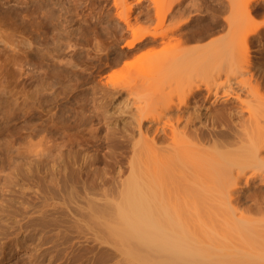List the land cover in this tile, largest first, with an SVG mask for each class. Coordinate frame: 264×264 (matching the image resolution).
Masks as SVG:
<instances>
[{"label":"rangeland","instance_id":"374dc122","mask_svg":"<svg viewBox=\"0 0 264 264\" xmlns=\"http://www.w3.org/2000/svg\"><path fill=\"white\" fill-rule=\"evenodd\" d=\"M1 1H4L6 3H4V2L2 3ZM75 1L73 2V0L72 1L71 0H38V1L37 0H35V1L34 0L33 1L32 0H23V1L22 0L21 1L20 0H16V1L15 0H0V3L3 4V5L0 4V10H3V9L6 10L4 12L0 11L1 13L3 12L2 14L0 13V19L2 18V22H0L1 28H3V27L7 28V25L10 23L6 30L10 29L11 27L13 28V30L10 29L8 31H14L15 36H12V37L15 38V40H17L16 39L17 36H19L21 38H22V36H25L24 35V32H25L26 35L28 34L26 36L28 38L26 39L25 37H23L24 40L30 39L29 38V36H30L31 39L33 38L32 40L31 39L29 40V41H31L30 43L33 44L35 42L34 45H37V46H34L31 44V46L33 47V50H32L33 52L30 51L26 57L24 56V53H23V57H22V55H19V54H21V53H19V54H17V56H18L17 58L15 57L16 54H13L12 51H11L12 54H10V50H8L9 52H7V51L5 52V49L0 48L1 49L0 50V59H2V57H3L2 55H5L4 53H9L11 57H15L14 60L18 59L17 61L18 62L20 61V65H19V63H17L20 67H21V65H23V66L25 65L24 67H22V69L19 66H18L19 69H17L18 68V67H16L17 64H14L16 61L14 62V60L11 57H9V54H8V56L6 54L3 57V63L6 61V59L8 57L9 58L8 60L10 61V63L13 60V64L9 65L8 64L9 62L7 60L8 63H4V65L2 63V65L4 67L2 65H1L2 67H0L1 70H3L2 68H4V70L7 71L8 67L10 66L9 68L12 67V70H14L15 74L17 73V75H15L13 71H12L13 73L12 72L10 73L11 69H8L9 74H7L8 71L5 74V71L3 70V71H1L2 77L0 78V80L4 81V84L7 81L10 82V84H11L10 85L8 82H7V84L9 86L5 84L6 86H8V89H7V87H5L4 84H1V83H3V81L0 82V86L3 85L5 87V90L0 92V99L2 98L0 100L1 101L0 102V115H1V117H0V264H88L87 259L94 254H97V255L101 254L104 256V258H107V257L110 258L109 260L111 261L112 256H114V255L112 253H110V251L103 249V246H105L104 243L103 244L99 243L98 240L93 239L94 236L92 235L91 229H89L84 224L83 220L81 219V214H82L81 212H83V211L71 212V211H67L66 209L62 208L63 204L61 202V199L58 198L57 194H54L53 198H50V199L47 198L45 190H44L45 176L49 172H52V170H54L53 165L56 166V164H58L59 161L65 162L67 164V167L68 166L71 167L72 166L71 163L74 161L76 165L81 166V173L82 174L85 171L89 170L88 172H90V175L102 176L105 180L110 181V182L112 180H114V178L117 176L118 169L120 172L119 174H122V175L125 174L127 171V167H128L126 162H127V159L130 155V151L128 149L131 147V144H130L131 142H128V141H131V139H130L131 136H134L137 134V130H136L137 128H136V123H135L136 113L137 114L139 113L137 111H139V109L142 110V111L140 110L143 114V116L141 118L142 123L140 122V126H142L144 124V126H143V128H144L147 124L148 125L151 124V122H149L150 121V119H149L150 113L149 114H147V113L150 111L152 113V111H154V108L157 107V105H159L158 103L159 102L161 103V100L164 98V95L167 93H169V94L172 93L173 95L176 96L175 91L178 92L177 90H179L181 86L185 87V86L189 85L188 84V82H190L189 79L190 80L192 79V77H190V78L188 77L189 79L186 82L187 76L191 72L190 69H189L190 72L187 69H186L187 71H185V69L182 70V68H181V70L180 69L179 70L174 69L172 71L167 70V68L170 67L168 65L172 66V64L174 65L176 63V61L173 60L172 62H175V63L171 64V62H170V64H169L168 63L169 59L167 58L166 61H168V62H167L166 67L163 65L166 63V61H165V59H163L162 56H164L166 54L165 58L167 57V52L164 51L163 49L161 50L162 46L165 45L163 43H165V42L167 43L170 38L173 39L175 36L178 35V33H180V34L177 37H180L182 39L187 37V35H191V34L195 33L196 26L198 29L201 25H203V24L205 25L211 19L209 16L205 15V17L200 18V20H198L195 18L196 15L200 16L202 13L206 14L210 10V8H214V6H213L214 1L213 0H179L178 4H176L177 0H173V1L172 0H158L159 2L155 1V0H153V1L152 0H80L81 1L80 2L79 0H77L79 3L75 2ZM171 1H172V3H171L172 6L170 7V9H172V10H171L170 14H168V16L163 19V21H162L163 24L161 23L160 24L161 26H159L157 24H156L157 26H155V25L153 26L154 23H157L155 11L157 10V12H158V9L161 8L162 5L164 7V5H167ZM206 1L207 2L209 1L208 4ZM212 1H213V3H212ZM257 1H258V3H257ZM257 1L249 0V2L251 4L249 3V7H247V9L250 8L251 10L249 9L250 11L248 13L246 11V9H244L245 6L243 5L242 0H235L236 5L238 4V2H240V3L242 2L241 4L243 7V10L246 11L249 15L247 14L245 16L244 12L241 13L240 8H242V7H240L239 8L240 10L238 12L236 11V13H238V14H236V17H235L236 19H235V22H234V25L232 27V31L230 32V34H231V39H232L233 51H236L235 53H237L238 49L239 50L242 49L240 47H242L241 44H243V42H242L243 41V38H242L243 33L244 34L247 33V31L251 30V27L254 28V30H256V31H260V32H257V34L252 32V33H254L255 36H253L252 42L248 41V43H247L248 44L247 51L251 57L250 59H251L252 64H253L252 66H250V69L252 71L251 72L252 77H254L253 73H256L254 78H257V76H258L257 79L260 80L261 76H259L260 74H259L257 69L259 68V66H260V68L263 66L262 69L264 70V34H263L264 28H262V27H264V25H263L264 24V5H263L264 0L263 1L257 0ZM21 2L22 3L24 2V3L21 4ZM32 2L34 3V5ZM52 2H54V4ZM205 2H206V4H205ZM259 2H261L262 5H260L261 3H259ZM7 3H9V4L7 5ZM26 3H27V5H26ZM153 3L157 4V5L159 4L158 5L159 8H158V6L155 7V5ZM4 4H5V6H4ZM39 4H40V6H39ZM49 4H51V5H49ZM198 4L199 5L201 4L200 7ZM241 4H239V5L241 6ZM255 4H257L258 6H255ZM6 6H8V7H6ZM14 6L17 7L18 9L14 8ZM18 6L19 7L21 6V8H19ZM30 6H31V8H30ZM49 6H51V7H49ZM201 6L202 7L205 6V8H202ZM208 6L210 8H208ZM27 7H28V9H27ZM38 7H40L41 10H43V11H41L40 8H38ZM45 7L46 8L49 7L48 9L50 10V12L49 11L47 12V10L44 9ZM238 7L236 10H238ZM50 8L51 9L55 8V9L51 10ZM9 9H10V11H9ZM31 9L34 11L35 15L32 13ZM182 9H185L183 15L182 14L175 15V17H173V19H171L169 22V19H170L169 17L171 15H173L174 12L182 10ZM252 9H254V10H252ZM21 10L22 11L25 10V12L22 13ZM35 10H36V12H35ZM196 10H198V11H196ZM7 11L10 12L11 14L7 13ZM27 11H28V13H27ZM40 11L42 13L44 12L43 14H45L44 16H42L43 14H41L40 15V17L42 16L41 18L39 17V14L41 13ZM53 11L57 12L58 14L54 12L55 13V15H54ZM17 12H19V13H17ZM5 13H7V14H5ZM26 13H27V16H28V14L30 15L29 16L30 19L26 16ZM48 13H49V16H48ZM22 14H23V17H22ZM7 15L9 18H6ZM9 15L12 17H10ZM187 15L188 16L191 15L190 17L194 16V18L188 23L189 25L186 24L187 25V26L185 25L186 27H182V28L178 29L177 31H174V30L173 31H167L171 25L176 23V22L173 23L174 21H172V20L176 19L178 21L179 19H183ZM228 15H229V11H228V8H226L225 11L223 12L222 16L225 17ZM16 16L17 17L19 16L18 19H16L17 21L14 19V18H17ZM24 16H26V19L24 18ZM35 16L41 22L40 24L38 23L39 22L38 19H35ZM46 16L48 18L50 17L52 19H50V18L48 19ZM56 16H57V18L54 19ZM81 17H82V19H81ZM125 17H127L129 22L131 23L132 27H134V28L135 27H140V28L145 27L146 29L149 30V31H147V33L145 34V36L142 40L135 41L132 45H128V42L132 38L131 37L132 32H131V29L125 27L126 26L124 23ZM22 19H23V21H22ZM27 19H28V21H27ZM53 19L55 22L53 21ZM3 20H5L6 22ZM29 20L30 21L33 20V21L30 22ZM44 20H46L47 23H46V21L43 22ZM50 20H51V23L49 22ZM193 20H195V21H193ZM196 20H198L199 23ZM15 21L18 23V25ZM25 21H27L29 24ZM36 21H38V22H36ZM62 21L64 22V24ZM4 22L6 23V26H5V24L3 25ZM20 22H24L25 24H23V23L20 24ZM32 22L37 23L35 25L33 24V26H35V27H39V25L41 26V28L39 27V30H37L38 28H36V30H37V31L35 30L36 33L32 31V28H33V30L35 28L32 26ZM14 23L16 24L15 27L13 26ZM195 23H197L198 25ZM44 24H45V26H44ZM53 24H54V26H53ZM55 24H57V25H55ZM225 24H223L222 27L220 26V28L217 27V29L216 28L213 29L212 31H210L211 33L208 32V34L206 33L205 35H203L205 38L202 37L200 39H193L194 41L190 40V41H193V42H191L192 44H190V42L187 41L188 43H186L184 45V43L186 41H184V43L182 42L183 43L182 46L183 47L186 46V48H187V46H188L187 44H189V45H191V47L188 46L189 49H187V50H190L191 48L197 47L198 44L199 45L204 44V43L208 42L209 40L216 38V36L217 37L218 36L224 37L225 36L224 34H226L228 31L227 24H226V26H225ZM27 25L30 28L32 27L31 30L27 29L28 28ZM29 25H31V26H29ZM60 25H63V27ZM24 26L26 27V29ZM51 26H53V28H51ZM19 27H21V28H19ZM44 27H46L48 29H46ZM58 27L60 28L61 31H59ZM96 27H97V30H96ZM15 28H18V30ZM23 28L25 29L24 31H22ZM49 28H50V30H49ZM87 28H88V30H87ZM41 29H43V30H41ZM81 29H83V30H81ZM192 29L194 31H191ZM247 29H249V30H247ZM1 30L5 31V29L4 30L1 29ZM44 30H47V31H44ZM254 30H251V31H254ZM43 31H44V35H42ZM53 31H54V33H52ZM88 31L89 32L93 31L94 34H92L93 32L89 33ZM164 31H167L165 34L166 36L164 37V35H162V37H161L160 32H164ZM16 32H19V34L22 33L23 35L22 34H21L22 36L17 35L18 33H16ZM38 32H39V34H41V36L38 34ZM50 32H51V34H53L52 36H50V34H49ZM60 32L62 34H60ZM170 32L171 33L173 32V33L169 34L170 36H168V33H170ZM32 33H34V34L32 35ZM63 33H65V34H63ZM76 33H77V36L74 35ZM82 33H84V34L81 35ZM154 33H156V34H154ZM90 34L93 36L95 35V37L93 38ZM260 34L262 35L263 40L259 41L257 37ZM35 35H37L40 39H42V43H43L42 46H44L46 43L45 47L47 49L45 47L43 49V47L40 46V44H42V43H40L41 40ZM80 35H81V37H80ZM86 35H88V40L91 38L89 41H87ZM184 35H185V37H184ZM256 35H258V36H256ZM42 36H44V37L46 36V37L43 38ZM47 36H48V38H47ZM72 36H73V38H71L70 40L72 41L71 44L73 46L68 42L69 37H72ZM83 36H85V37H83ZM19 37H18V40L23 39V38L19 39ZM51 37L56 41H54ZM211 37H213V38H211ZM59 38L61 40H66V38H67L68 41L67 40L63 41L64 43L61 44L62 42ZM75 38L77 41H79L81 38H85L86 40H83L84 42L80 40L79 43H76L77 41L75 40ZM43 39L45 41H43ZM73 39L75 41H73ZM46 40L47 41L51 40V41L47 42ZM57 40H58V42H57ZM199 40H200V42H199ZM51 42H52V44H51ZM66 42L69 43V45H71V46H69ZM73 42L76 43L78 47L76 46V44H73ZM171 42H174V40ZM65 43L71 48H69L68 46L64 47V46H66ZM81 44H82V46H81ZM48 45H50V46H48ZM74 45H75V47H74ZM96 45H98V46H96ZM182 46L180 49H183ZM34 47H35V49H34ZM62 47H64V48L61 49ZM73 47L76 48V50ZM92 47H93V49H92ZM38 48H40V49H38ZM58 48H60V49H58ZM78 48H80V49H78ZM25 49L27 50V48H25ZM51 49L53 50V53L46 54V52L48 53L49 50H50L49 52H51L52 51ZM95 49H96V51H95ZM98 49H100V50H98ZM38 50L40 52H37ZM44 50H45V52H44ZM83 50H85V51H83ZM97 50L100 51V53L97 52ZM56 51H59V52H56ZM90 51H91V53H92V51H94L93 55H95V56L90 54L89 53ZM159 51L164 52L165 54L159 53ZM184 51H185V49H184ZM61 52H62V54H61ZM66 52H68V53H66ZM85 52L87 53V57L85 55ZM95 52H97L96 54H98L100 56L101 60H100L99 56H97L95 54ZM157 52H158V54H162V56L158 55V54L154 55V53H157ZM168 52H170V51L168 50ZM180 52H183V51H180ZM40 53H41V55H40ZM54 53H56V54H54ZM58 53H60V54H58ZM104 53L106 54V56ZM176 53H179V51L174 52L172 54H176ZM45 54L48 56H46ZM52 54H54V55H52ZM82 54L85 56H83ZM103 54H104V57H103ZM12 55H14V56H12ZM50 55H52V57ZM64 55H65V57L66 56L67 57L65 58ZM231 55H233V53ZM44 56L46 57L47 61H46ZM233 56H235V54ZM237 56H239V55H237ZM20 57H22V58H20ZM50 57H51V59H53V58L54 59L51 61ZM56 57L60 58V59L62 57V59H61L62 61L59 59H58L59 60L58 61ZM220 57H221V55H220ZM228 57L226 59H228ZM10 58H11V60H10ZM23 58H26V59H23ZM40 58H42V59H40ZM63 58H64V60H63ZM81 58L85 59L86 63H88V64L84 63L85 60H83L84 61L83 64L82 63L79 64V61L82 62ZM218 58H217V60H218ZM233 58H232V60H233ZM34 59H38V60H34ZM72 59H74V60H72ZM105 59H106V61H104ZM110 59H111V61H109ZM206 59H208V58H206ZM206 59L204 60L205 62L208 61ZM22 60H24V61H22ZM95 60L99 61V62L97 61L98 64L96 63ZM176 60L178 61L177 58H176ZM170 61H171V59H170ZM257 61L260 63H258ZM1 62H2V60H1ZM100 62H102V63L104 62V63H106V65H103ZM213 62H215V61H213ZM221 62L223 63L222 59L220 60V62L217 61V63H219V64H216V66L220 65L223 67L224 65H222ZM253 62L258 63L259 65L258 64L256 65V63H253ZM32 63H33V65H32ZM51 63H55V65L51 64ZM89 63H92V64L95 63V64L89 65ZM112 63H114V64H112ZM201 63H203V62H200L199 65H201ZM38 64H39V66H38ZM47 64H48V66H47ZM236 64L238 65V63H236ZM14 65H15V69L13 68ZM52 65H54V66H52ZM88 65L90 66L91 69H93L96 65V67L92 70L93 72L91 71L90 68L86 70V68L89 67ZM235 65H234V67H235ZM254 65H256V66H254ZM60 66H61V69H59ZM63 66L64 67L66 66V67L63 68ZM83 66L85 67L84 70H86V71L83 70V68H84ZM99 66H100V69H99ZM104 66H105V68H104ZM211 66H212V64H211ZM40 67H41V72H42V70H47L49 72L50 68L52 67L51 68L52 73H50L51 71L49 73L53 74V75H50L48 72H46L45 73L46 76L43 75V79L42 78L40 79L39 74H41L40 75L41 77L43 74V72L41 73L39 70ZM194 67H196V66L194 65ZM205 67H207V66H205ZM97 68H98V70H96ZM102 68H103V70H102ZM232 68L233 67H231V69ZM24 69H25V71H24ZM66 69H68V70H66ZM194 69H197V68H194ZM214 69L215 68H213V71H214ZM216 69L218 70V68H216ZM226 69H225V75H226V72L228 70H230V69H228L226 71ZM37 70L39 73L37 72ZM53 70H54V72H53ZM56 70L58 72H56ZM197 70H199V69H197ZM18 71H20V72L18 73ZM27 71L28 72L31 71V72L28 73ZM88 71L90 73H88ZM202 71H205V69H203ZM206 71H205V73H206ZM219 71L220 70H218V72H215V71L214 72L219 73V75H218L219 78L224 77L223 82L225 81V79L228 80L227 79L228 77H232L231 82H235V81H232V79L236 80L235 77H237V76H240V77H237L238 79L241 78V75L237 74L238 72L237 73L234 72V74H236L235 76L232 75L233 73L231 74V72H230V76H227V75L222 76L221 71L220 72ZM230 71H232V70H230ZM235 71H238V69ZM33 72L35 74H37L38 77L35 74H33ZM27 73H28L29 77H27ZM65 73L68 74L67 75L68 77L65 75ZM196 73L200 74V76H202V77L199 78L198 77L199 75ZM196 73L193 74V81H191V82L195 81L198 83V81H199V82L204 83V80L206 79L204 77L205 74H203L204 72L200 73L198 71ZM215 73H213V74L215 75ZM13 74H14V76H13ZM58 74H61V75L57 76ZM87 74H88V77L91 75L92 78L91 77L87 78L86 77ZM213 74H212V76H214ZM8 75H10L9 77H10L11 81L8 80ZM48 75L50 76V78L53 76L52 78H54V79L50 80ZM148 75H151V76H149V78H147L146 76H148ZM194 75H196L197 77H195ZM228 75H229V73H228ZM12 76L14 78H16L15 76H17V78L14 79ZM84 76H85V78H84ZM143 76H145V77H143ZM209 76H211V75L209 74ZM218 76H217V78L216 77H214V78L208 77L206 81L208 82L210 78H211L210 80H214V79L216 80V79H218ZM11 77L14 79V81ZM225 77H227V78H225ZM242 77H244V76H242ZM36 78H37V83L35 84L36 81H34V80H36ZM38 78L41 81L42 80L43 81L41 82ZM44 78L45 79L48 78L49 80L48 79L47 80L49 82H51V84L49 82L45 81ZM202 78H205V79H202ZM104 79H106V81ZM238 79H237V81H238ZM85 80H87V81H85ZM108 80L109 81L111 80L112 83L106 84V82H108ZM218 80H220V79H218ZM15 81L16 82L19 81L18 84H16ZM32 81H34V82H32ZM74 81H75V83H74ZM14 82H15V85H14ZM39 82H41V84H43L42 86H44L45 83L46 84L48 83V86L45 84L46 87L44 86L41 88V87H39L41 85ZM191 82H190V84H193ZM30 83H32L33 85H31ZM114 83H116L117 86H115ZM111 84H114V85L110 86ZM130 85L133 86L134 89L130 88L131 87ZM32 86H33V88H32ZM127 86L129 88H127ZM9 87L10 88L13 87L12 90H10ZM106 87H107V89H106ZM113 87H114V89H113ZM184 87H183V89H184ZM108 88H112L113 90L112 89L110 90ZM34 89H37V90H34ZM129 89H131L130 93H129ZM132 89L134 90L133 92H132ZM58 90L61 93H59ZM61 90H63V91H61ZM5 91H7V92H5ZM9 91H11V92H9ZM15 91L17 94L15 93L16 95L14 94L15 95V97H14L11 94L14 93ZM30 91L33 92L34 94L31 93V95H29L30 93H28V92H30ZM3 92L8 93V94H4ZM56 92L61 94V95L60 96H58L59 94L55 95V94H57ZM26 93H27V95H29V97L26 95ZM40 93H41V95H40ZM1 94L2 95L4 94V95L2 96ZM21 94H22V96H25V95L26 96L25 97H21V96L18 97ZM32 95H33L34 101L31 100ZM62 96H63V98H62ZM64 96H66L67 99ZM11 98H12V100H11ZM15 98H17V100ZM24 98H26V100H24ZM166 98H167V96H166ZM43 99H44V101H43ZM19 100H20V102H18ZM36 100L38 101V103ZM40 100H41V102H40ZM57 100L60 101L61 103L62 102L64 103V108H63L62 113H59L58 115H56V118L58 116L57 120L59 122H57L56 119L53 118L52 114H51L52 112L56 111V107H57L56 104L58 103ZM5 101H6V103H5ZM52 101H54V103L55 102L56 103L54 104ZM15 102H16V104H15ZM50 103H52V104H50ZM66 103H67V105H66ZM83 103L87 106H84V107L81 106L82 108H80V104L83 105ZM40 104H41V106H40ZM27 105H28V107H27ZM30 105H32L31 108H30ZM4 106L7 108H5ZM22 106H23V108H24V106H26L24 109H26V108L31 109V110L33 109L32 110L33 113L31 110H30L31 112L28 111V109L26 111L24 110L25 111L24 112ZM33 106H35V108H32ZM18 107L20 110L22 108V110L17 112ZM54 108H55V110H52ZM85 108H87L86 111H85ZM47 109H48V111H47ZM49 109L52 112L51 111L49 112ZM70 109H73V110L70 111ZM79 109L81 110V112ZM191 109L192 108H189V111ZM155 110L157 111L156 108H155ZM65 111H68V112H65ZM77 111H79V113ZM7 112H9V114L11 113L10 117H9V114L6 115ZM70 112H72V113H70ZM22 113H23V115H22ZM73 113H74L75 117L73 116ZM80 113L82 115H80ZM29 114H31V115H29ZM69 114H70V116H68ZM146 114L149 116H147ZM2 115H4V116H2ZM77 115H80V116H77ZM144 115H146V116L144 117ZM4 117H7V118H4ZM47 117H49L51 120H53V121L55 120V121L54 122L51 120L49 121V118H47ZM68 117H70V118H68ZM84 117H86V119H84ZM76 118L78 120H76ZM61 119L62 120L64 119L63 121L66 123H64V122L62 123ZM81 121H82V123H80ZM44 123H46L48 125L50 123L51 126L49 127L48 125H45ZM53 128H54V131H53ZM48 129L49 130L51 129L50 132ZM51 135H53V136H51ZM118 136H119V139H117ZM120 136H121V138H120ZM124 136H126L125 137L126 139L123 138V139H125V141L122 140V137H124ZM135 137H137V136H134L131 138L134 139ZM44 140H46V141H44ZM52 140H54V142ZM55 140H56V142L57 141L58 142L55 143ZM47 141H50V142H47ZM122 141H124V142H122ZM125 142H127V143H125ZM45 143H50V145L53 143L52 145H54V146L48 148V147H45V145H46ZM60 143H62V144H60ZM121 145H123V147ZM69 147H70V150L67 152L66 150ZM119 150H120V152H119ZM126 152H127V155H126ZM261 198H264V184H262L258 180L254 181V182H247V183H244L243 180H240L238 184H234L232 186V192L230 193V196L228 198V199H230V201H229L230 203H226V207L223 208L222 203H220L218 200H216V201L212 200L213 203H211V199L206 200L207 202L210 201L209 203H211L210 208L207 205L208 203H206L207 208H208L207 210L210 209L209 212L211 211L210 213L205 211L207 214L211 215V221L208 218L210 216L206 217V219H205V220L209 219V222H210V224H206V222H204L206 227L204 225H202V227H201L200 222L203 224L202 220H204V219H202L203 214L201 212L200 218L202 220L199 221L200 215H199V213H197L198 209L196 210L193 207L191 209L193 212L191 210L190 211L192 213H194V215L192 216L190 213L189 218L192 217V220L197 222L196 225H194V226L198 225L199 226V227L197 226L198 228H203V226H204V229L212 232V233L209 232L210 233L209 236H211V237L207 236L205 238V239H207L209 237V239H207V241H209L210 243L215 244V245L216 244L224 245L225 249L232 250V251H234V250H246V251L252 250L253 251L256 248L263 247V246L258 242H255V243L248 242L247 239L251 235H254L252 238H255V236L257 234H259L258 236H260V237L261 236L264 237V214H258L256 212H255L256 214H254L253 211H251L250 215L253 213L252 215L255 216L256 221L253 222L255 224H252L253 226L251 225L250 229L249 228H247V229L246 228H243V229L237 228L236 225H234V222L232 221V219L230 218V220H229L228 217H230L229 215L232 213V211L235 210V209H233V207L236 208V210H238V208L240 209L243 206H244L243 208H245V206H247V205H248L247 207L254 206L255 203ZM199 205H201V204H199ZM206 205H204V206H206ZM204 206L202 207V205H201L200 207L203 209ZM218 206H221V207H218ZM196 208H198V207H196ZM224 209L225 210L228 209V210L225 211ZM204 210H206V209H204ZM207 214L203 215V216H207ZM248 215H249V213H248ZM194 216H195V219H197V221L193 219ZM208 225L209 226L211 225V228L208 227ZM39 230H42L43 237L40 241L37 242L35 239V234ZM258 236H256V237H258ZM261 238L258 237V240L260 239V242L262 241V243L264 244V238H262V239ZM256 251H257V249H256ZM110 263H112V261ZM131 263L132 262H130V263H128L127 261L125 262V264H131ZM97 264H99V263H97Z\"/></svg>","mask_w":264,"mask_h":264},{"label":"bare ground","instance_id":"6f19581e","mask_svg":"<svg viewBox=\"0 0 264 264\" xmlns=\"http://www.w3.org/2000/svg\"><path fill=\"white\" fill-rule=\"evenodd\" d=\"M74 1L75 0H73V2ZM155 1H158V0H155ZM172 1L170 3H168L167 5H164V7L162 5L161 8H159V6H158L159 4L157 5V4L153 3L155 5V7L158 6V8H159L158 12H157V10L155 11L157 23H154L153 26L154 25L155 26H157V25L161 26L160 24L162 23L163 19L166 18L172 10V9H170V7L172 6L171 5ZM213 1H214V4H213L214 8H210L209 7L211 5L210 4L208 6V8H210V10L206 14L202 13L200 16L196 15V17H195L196 19L200 20V18L205 17V15L209 16L211 19L208 23L205 22L206 23L205 25L204 24L201 26L199 25L200 27L198 26L199 27L198 29L196 26L197 30L195 29V33H193L191 35H187V37H185L186 34L184 33L185 34L184 39L177 37L180 34V33H178V35L175 36L176 38L172 37L173 39L170 38L171 40L169 39L167 43L166 42L163 43L165 45L162 46L161 50L163 49L164 51L167 52L166 58H165L166 54L164 52H160L161 50L159 51V53L165 54L164 56H162V54H158V52L154 53V55L155 54L161 55L163 57V59H165V61L167 60V58L169 59L168 60L169 62L166 61V63L163 64L165 67L167 65V62L169 64L171 62V64H172V63H175V62H172L173 60L176 61L177 64L176 63L174 65L172 64V66L168 65V66H170L167 68V70H169V71H172L174 69L175 70L176 69L181 70V68H182V70L185 69V71H187V70L189 71V69H190L191 72L189 71L190 73L187 76L186 82L190 77H192V79L191 80L189 79V81L190 82L193 81V74L198 72V71L200 73L204 72L203 74H205L204 77L206 79L202 78V79H205L204 83L199 82V81L197 83L194 81V82H191L193 84H190V82H188L189 85H187L185 87L183 86L184 89L181 86L182 88L180 87V89L177 90L179 93L175 91L176 96L173 95L172 93H170L171 95L169 93L165 94L164 95L165 99L163 98L164 100L162 99L163 101L161 100V103L160 102L158 103L159 104V105H157L158 108L155 107L157 109V111L154 108V111H152V113H151V111L147 113V114L150 113L149 114L150 116L146 114L147 116L150 117L149 122H151V124L148 125L146 123L147 125L145 124L146 126L144 128H143L144 124L142 126H140V122L142 121L141 118L143 116V114L141 112L142 110L139 109V111H137L140 113V114L136 113V117H135L137 134L134 136H137V137H135L136 139L135 138L133 139L131 137H134V136H131L130 137L131 141H128V142H131L130 143L131 147L128 149L130 151V155L128 154L129 157H128L127 162H126V164L128 165V167L126 166L127 167L126 173L123 175L119 174L120 172L118 169L117 176L114 178V180H112L110 182V181L105 180L102 176L90 175V172H88L89 170L85 171L82 174L81 173V166L76 165L74 161L71 163V165H72L71 167L70 166L67 167V164L65 162L59 161L58 164H56V166L53 165L54 170H52V172H49L45 176L44 190H45L47 198H49V199L53 198L54 194H57L58 198L61 199V202L63 204L62 205L63 207L61 206L62 208L66 209L67 211H71V212L83 211V212H81L82 213L81 219L83 220L84 224L89 229H91L92 235L94 236L93 239L98 240L99 243H102V244L104 243L105 246H103V249L110 251V253H112L114 255V256H112L113 260L111 259L112 263H110L111 262L109 260L110 258H108V257L104 258V256L101 254H99V255L94 254L87 259L88 264H97V263H99V264H125L126 261L128 263L132 262L133 264H264V244L262 243V241L260 242V239L258 240V237L259 238L262 237V236L261 237L258 236L259 234L256 235L258 237L255 236V238H252L254 235H251L247 239L248 242H251V243L258 242L263 246V247L256 248L257 251H256V249L253 251L252 250L251 251H246V250H234V251H232V250L225 249L224 245H221V244L215 245V244H212L209 241H207V239H209V237H211L209 235L212 232L204 229V226L206 227L204 222H206V224H210L209 219L211 221V215L207 214L205 211L209 212L210 209L207 210L208 209L207 205L210 208L211 203H213L212 200H215V201L218 200L220 203H222L223 208H224V207H226V203H230L229 202L230 199H228V198L230 196V193L232 192V186L234 184H238L240 180H243L244 183L254 182V181L258 180L262 184H264V70L262 69L263 66L261 68L259 66V68L257 69L259 74H260L259 76H261L260 80L257 79L258 76H257V78H254L256 73H253L254 77H252V73H251L252 71L250 69V66H252L253 64H252V61L250 59L251 57L247 51L248 41L252 42V38H253V36H255L254 33L257 34V32H260V31H256L252 27H251V30H254V31L249 30L250 28L247 29L250 32L247 31V33H245V34L243 33V35H242L243 44H241L242 47H240L242 49H240V50L238 49L237 50L238 52L235 53L236 51H233V47H232V39H231L230 32L232 31V27H233L235 19H236L235 18L236 14H238V13H236V11L238 12L241 9V13L244 12V15L246 16L249 13V11L251 10L250 8H249L250 10L247 9V7H249L250 2H249V0H242L243 5L245 6L244 9H246V11L248 12L247 13L246 11L243 10L242 4H241L242 2L241 3L238 2V4L236 5L235 0H213ZM213 1H212V3H213ZM254 1H257V0H254ZM259 1H261V0H259ZM1 2L3 3L4 1H1ZM75 2L79 3L77 0ZM206 2H205V4H206ZM208 2H207V4H208ZM2 3H0V4H2ZM4 3H6V2H4ZM23 3L21 2V4H23ZM27 3H26V5H27ZM52 3L54 4V2H52ZM178 3H179V0H177L176 4H178ZM257 3H258V1H257ZM259 3H261V2H259ZM8 4L9 3H7V5ZM40 4H39V6H40ZM51 4H49V5H51ZM239 4H241V6ZM33 5H34V3H33ZM200 5H199V7H200ZM260 5H262V3ZM4 6H5V4H4ZM255 6H258V5L255 4ZM6 7H8V6H6ZM49 7H51V6H49ZM237 7H238V10H236ZM240 7H242V8H240ZM14 8H17V7L14 6ZM19 8H21V6ZM30 8H31V6H30ZM38 8H40V7H38ZM48 8L45 7L44 9H46L47 12L48 11L50 12V10ZM55 8H52V9H55ZM202 8H205V6ZM226 8H228L229 15L224 17V16H222V14ZM27 9H28V7H27ZM40 10H41V8H40ZM252 10H254V9H252ZM0 11L4 12L6 10L3 9ZM9 11H10V9H9ZM41 11H43V10H41ZM184 11H185V9L174 12V14L169 17L170 18L169 22L171 19H173V17H175V15H180V14L183 15ZM196 11H198V10H196ZM23 12H25V10L22 11V13ZM35 12H36V10H35ZM54 12L55 11H53V13ZM7 13H10V12L7 11ZM7 13H5V14H7ZM17 13H19V12H17ZM27 13H28V11H27ZM27 13H26V16H27ZM32 13L34 14L33 10H32ZM43 13L41 12L39 14V17ZM55 13H57V12H55ZM55 13H54V15H55ZM44 15L45 14H43L42 16H44ZM188 15L186 17H184L183 19H179L178 21L176 19H175L176 21L172 20V21H174L173 23H175V22L176 23L173 25L170 24L171 26L168 28L167 31H173V30L177 31L178 29H180L182 27H186L187 26L186 24H188L194 18V16L190 17L191 15L190 16H188ZM26 16H24L25 19H26ZM29 16L30 15L28 14L27 17L30 19ZM48 16H49V13H48ZM10 17H12V16H10ZM18 17L17 18L13 17V18L16 20V19H18ZM22 17H23V14H22ZM6 18H9L8 15L6 16ZM56 18H57V16L54 19H56ZM35 19H38V18H36V16H35ZM50 19H52V18H50ZM54 19H53V21H54ZM81 19H82V17H81ZM198 20H196V21H198ZM3 21H5V20H3ZM22 21H23V19H22ZM27 21H28V19H27ZM27 21H25V22H27ZM31 21H33V20H31ZM38 21H39V19H38ZM38 21H36V22H38ZM45 21L46 20H44L43 22H45ZM193 21H195V20H193ZM0 22H2V18L0 19ZM5 22L3 23V25L5 24V26H6ZM49 22L51 23V20ZM21 23L25 24L24 22H20V24ZM38 23L40 24L41 22L39 21ZM46 23H47V21H46ZM124 23L126 25L125 27L131 29V32H132V35H131L132 38L128 42V45H132L135 41L142 40L144 38L145 34L147 33V31H149L145 27H143V28L132 27V25L129 22V20L127 19V17L124 18ZM198 23H199V21H198ZM225 23L227 24L228 31L226 33L227 35L224 34L225 35L224 37H221V36L217 37L216 36V38H214V39H211V38H213V37H211L210 38L211 40H209L208 42H206L204 44H200V45L198 44L197 47L191 48L190 50H187V49H189L188 46L191 47V45L187 44L188 45L187 48H186V46L185 47L182 46L184 41H186L184 43V45L186 43H188L187 41H189L190 44H192L191 42L194 41L193 39H200V38L204 37L203 35H205L206 33L208 34V32L212 31L215 28L217 29V27L218 28H220V26L222 27L223 24H225ZM33 24L35 25L37 23L32 22V26H33ZM63 24H64V22H63ZM195 24H197V23H195ZM226 24H225V26H226ZM8 25H7V28H8ZM15 25L16 24L14 23L13 26L15 27ZM17 25H18V23H17ZM55 25H57V24H55ZM29 26H31V25H29ZM44 26H45V24H44ZM53 26H54V24H53ZM53 26H51V28H53ZM60 26L63 27V25H60ZM27 27H28V25H27ZM33 27H35V26H33ZM39 27L41 28L40 25H39ZM39 27H35L34 30L32 27L31 28H32V31L36 33V31L39 30ZM59 27H58V29H59V31H61ZM7 28L6 27L1 28V26H0V46H1L0 48L5 49V52L6 51L9 52L8 50H10V54H12V53L16 54V56H15L16 58L18 57L17 54H19V53H21L19 55H22V57H23V53H24V56L26 57L29 54V52L33 50V47L31 46L32 43H30L31 41H29L31 39V37L29 36L30 39L26 40L28 38V37H26L28 34L26 35V33L24 32L25 36H22L23 35L22 33L19 34V32H16V33H18L17 35L22 34L21 35L22 38L25 37L26 39L24 40V38L22 39L21 37L16 35L17 40H15V38L12 37V36H15L14 31H8L10 29L13 30V28L11 27L10 29L6 30ZM19 28H21V27H19ZM31 28L28 27L27 29L31 30ZM36 28H38V29L36 30ZM44 28H46V27H44ZM262 28H264V27H262ZM1 29H3V30L5 29V31H2ZM15 29L18 30V28H15ZM25 29H26V27H25ZM25 29L23 28L22 31H24ZM46 29H48V28H46ZM41 30H43V29H41ZM49 30H50V28H49ZM81 30H83V29H81ZM87 30H88V28H87ZM96 30H97V27H96ZM44 31H47V30H44ZM44 31H43L42 35H44ZM167 31L160 32V36L162 37V35H164V37H165L166 36L165 34ZM191 31H194V30L192 29ZM92 32H89V33H92ZM252 32H254V33H252ZM52 33H54V31ZM65 33H63V34H65ZM172 33L171 32L168 33V36H170L169 34H172ZM33 34L34 33H32V35ZM38 34H39V32H38ZM49 34H50V36L53 35V34H51V32ZM60 34H62V33L60 32ZM83 34L84 33H82L81 35H83ZM92 34H94V32ZM154 34H156V33H154ZM261 34L259 36L256 35V36H258L257 38L259 41L263 40L262 39L263 37ZM37 35H35V36H37ZM39 35L41 36V34H39ZM74 35L77 36V33ZM81 35H80V37H81ZM73 36L69 37V39H68L69 41L67 40L68 37L66 38V40L70 44L72 42L70 39L73 38ZM86 36H87V41H89L91 38L88 40V35H86ZM91 36L93 38L95 37V35L94 36L91 35ZM18 37H19V39H22V40H18ZM42 37L45 38L46 36L45 37L42 36ZM83 37H85V36H83ZM47 38H48V36H47ZM40 40H41L40 43H42V39H40ZM51 40H48V41L50 42ZM66 40H61V42H62L61 44H63L64 43L63 41H66ZM75 40H76V38H75ZM75 40L73 39V41H75ZM80 40L83 41L86 39L81 38ZM80 40L79 41L76 40L77 41L76 43H79ZM173 40H174V42H171ZM190 40H193V41H190ZM43 41H45V40L43 39ZM54 41H56V40H54ZM57 42H58V40H57ZM199 42H200V40H199ZM34 43L32 45H34ZM69 43H67V44L69 45ZM76 43L73 42V44H76ZM51 44H52V42H51ZM67 44H66V46H64V45L63 46L67 47L68 46ZM42 45H43V43L40 44V46L43 47V49H44L46 43L44 46H42ZM71 45H69V46H71ZM34 46H37V45H34ZM48 46H50V45H48ZM76 46H77V44H76ZM81 46H82V44H81ZM96 46H98V45H96ZM181 46L183 47V49H180ZM64 47H62L61 49H63ZM74 47H75V45H74ZM25 48H27V50ZM40 48H38V49H40ZM69 48H71V47H69ZM34 49H35V47H34ZM58 49H60V48H58ZM74 49L76 50V48H74ZM78 49H80V48H78ZM92 49H93V47H92ZM184 49H185V51H184ZM98 50H100V49H98ZM98 50H97V52L100 53V51H98ZM168 50L170 52H168ZM177 50L179 51V53L172 54L174 52H178ZM11 51H12V53H11ZM49 51H48V53L46 52V54L53 53V50L51 52H49ZM83 51H85V50H83ZM95 51H96V49H95ZM180 51H183V52H180ZM37 52H40V51L38 50ZM44 52H45V50H44ZM56 52H59V51H56ZM68 52H66V53H68ZM97 52H95V54ZM89 53L93 55L94 51H92V53L90 51ZM232 53H233V55L235 54V56L231 55ZM4 54L5 55L7 54V56H8L9 53H4ZM10 54H9V57H11ZM54 54H56V53H54ZM54 54H52V55H54ZM58 54H60V53H58ZM61 54H62V52H61ZM104 54H103V57H104ZM5 55H2V56L4 57ZM40 55H41V53H40ZM52 55H50V56L52 57ZM85 55L87 57L86 52H85ZM85 55H83V56H85ZM96 55L99 56L98 54H96ZM220 55H221V57H220ZM237 55H239V56H237ZM12 56H14V55H12ZM46 56H48V55H46ZM93 56H95V55H93ZM105 56H106V54H105ZM3 57H2V59H0V67H2L4 65V63H8V62H9L8 63L9 65L13 64V60L15 59V57H11L13 59L11 63L8 60L9 59L8 57H7L6 61L4 60L5 62L3 63ZM22 57H20V58H22ZM51 57H50V59H51ZM62 57H61V59H62ZM64 57H65V55H64ZM227 57H228V59H226ZM231 57L232 58L236 57L235 58L236 60L234 58L232 60ZM11 58H10V60H11ZM82 58H81L82 62L77 59L79 61V64L80 63L83 64V62H84L83 60H85V59H82ZM99 58H100V56H99ZM176 58L178 59V61L176 60ZM206 58H208V59H206ZM217 58H218V60H217ZM23 59H26V58H23ZM38 59H34V60H38ZM40 59H42V58H40ZM45 59H46V57H45ZM53 59H51V61ZM58 59L61 60L60 58H57V60ZM170 59H171V61H170ZM205 59L208 61L205 62L204 61ZM219 59L223 60L224 64L222 62H221V64L224 65L223 66L224 68L220 65L216 66V64H219V63H217V61L220 62ZM1 60H2V62H1ZM7 60H8V62H7ZM17 60L18 59L14 60V62L16 61L14 64L19 63V65H20V61L18 62ZM63 60H64V58H63ZM72 60H74V59H72ZM100 60H101V58H100ZM22 61H24V60H22ZM46 61H47V59H46ZM95 61L97 63L98 60H95ZM104 61H106V59ZM109 61H111V59ZM213 61H215V62H213ZM200 62H203L204 64L201 63V65H199ZM235 62L238 63V65ZM2 63H3V65H2ZM84 63H86V60ZM92 63H89V65L95 64V63L94 64H92ZM100 63H102V62H100ZM253 63H256V62H253ZM258 63H260V62H258ZM258 63H256V65ZM51 64L55 65V63H51ZM86 64H88V63H86ZM102 64L106 65V63H104V62ZM112 64H114V63H112ZM211 64L213 67L211 66ZM19 65L17 64L16 67H18ZM32 65H33V63H32ZM54 65H52V66H54ZM194 65L196 67H194ZM234 65H235V67L236 66L238 67V68L236 67L238 69V71H235L237 69L234 67ZM256 65H254V66H256ZM24 66L21 65V67L20 66L19 67L22 69V67H24ZM38 66H39V64H38ZM47 66H48V64H47ZM100 66H99V69H100ZM205 66H207V67H205ZM9 67H8V69H11L10 73L12 71L14 72V70H12V67L11 68H9ZM19 67L17 69H19ZM65 67L63 66V68H65ZM95 67H96V65H95ZM231 67H233V68L231 69ZM13 68L15 69V65ZM51 68H50L49 72L51 71ZM89 68H90V66L88 68H86V70ZM104 68H105V66H104ZM194 68H197L199 70L194 69ZM213 68H215L214 69L215 72H218V70H220L222 76H226V75L230 76V72H231V74L233 73L232 75L235 76L236 74H234V72H236V73L238 72L237 74L241 75V78L238 79L237 77H240V76H237V77H235L236 80L232 79V81H235V82H231L232 77H228V78L225 77L228 80L225 79V81L227 83L225 81H224L225 82L224 83L223 82L224 77L219 78V76H218L219 73H215L213 71ZM216 68H218V70ZM2 69L4 70V68H2ZM8 69H7V71H8ZM59 69H61V66ZM84 69H85V67L83 68V70ZM93 69H91V71ZM203 69H205V71L207 70L206 73H205V71H202ZM225 69H226V71L228 69H230L232 71L228 70L226 72V75H225ZM3 70H1V68H0V78L2 77L1 71H3ZM39 70L41 72V67L39 68ZM57 70H56V72H58ZM66 70H68V69H66ZM86 70H84V71H86ZM96 70H98V68ZM102 70H103V68H102ZM7 71H5V74ZM24 71H25V69H24ZM19 72L20 71H18V73ZM30 72H28V73H30ZM37 72H38V70H37ZM42 72H43L42 77L40 76L41 74H39L40 79L41 78L43 79V75H45V73L48 71L42 70ZM53 72H54V70H53ZM28 73H27V77H29ZM50 73H52V71ZM88 73H90V72L88 71ZM213 73H215V75ZM228 73H229V75H228ZM7 74H9V71ZM14 74H15V72H14ZM14 74H13V76H14ZM33 74H35V73L33 72ZM196 74H198V73H196ZM209 74L211 76H209ZM212 74L214 76H212ZM15 75H17V73ZM35 75L37 76V74H35ZM50 75H53V74H50ZM60 75L61 74H58L57 76H60ZM65 75L67 76L68 74L65 73ZM198 75H199L198 76L199 78L202 77V76H200V74H198ZM9 76L10 75H8V80L11 81ZM149 76H151V75H148L146 77L149 78ZM194 76L197 77L196 75H194ZM217 76H218V79H220V80H218V79L210 80L212 77L217 78ZM242 76H244V77H242ZM15 77L17 78V76H15ZM48 77L50 78L49 75H48ZM86 77L89 78V77H91V75L88 77V74H87ZM143 77H145V76H143ZM208 77H211V78L207 82L206 80ZM16 78H14V79H16ZM51 78H50V80L54 79V78H52V79ZM84 78H85V76H84ZM14 79H13V81H14ZM47 79L48 78H46L45 81L49 82L48 81L49 79L48 80ZM237 79H238V81H237ZM104 80L106 81V79H104ZM2 81L3 80H0V82H2ZM34 81H36L35 82V84H36L37 78ZM34 81H32V82H34ZM75 81H74V83H75ZM85 81H87V80H85ZM7 82H5L6 85H8ZM15 82H14V85H15ZM18 82H16V84H18ZM41 82H39V83L41 84ZM8 83L10 84V82H8ZM49 83L51 84V82H49ZM110 83H112L111 80L110 81L108 80V82H106V84H110ZM1 84H4V81ZM30 84L33 85L32 83H30ZM45 84H44L45 87H46V85L48 86V83L46 85ZM114 84H115V86H117L116 83H114ZM114 84H111L110 86H112ZM6 85H5V87H7V89H8L9 85L8 86H6ZM42 85L43 84H41L39 87H41V88L44 87ZM128 86H127V88H129ZM5 87L3 85H1L0 86V92L5 90ZM12 88L13 87H11L10 90H12ZM32 88H33V86H32ZM130 88H133V86H131ZM106 89H107V87H106ZM108 89L111 90L112 88H108ZM113 89H114V87H113ZM133 89H132V92L134 91ZM34 90H37V89H34ZM61 91H63V90H61ZM5 92H7V91H5ZM5 92H3V93L8 94ZM9 92H11V91H9ZM58 92L61 93L59 90H58ZM130 92H131V89H129V93ZM15 93H16V91L14 93H12L11 95L15 97V95L17 94V93L15 94ZM28 93H30L29 95H31V93H33V92L30 91ZM59 93H57V94L54 93V94L58 95ZM26 95H27V93H26ZM29 95H27V96L29 97ZM40 95H41V93H40ZM60 95L61 94H59L58 96H60ZM20 96L25 97V96H22V94L19 95L18 97H20ZM166 96H167V98H166ZM64 97L66 98V96H64ZM62 98H63V96H62ZM15 99L17 100V98H15ZM11 100H12V98H11ZM24 100H26V98H24ZM31 100L34 101L33 95H32ZM43 101H44V99H43ZM18 102H20V100ZM40 102H41V100H40ZM52 102L54 103V101H52ZM57 102L58 103L56 104V106H57L56 111L52 112L50 110L51 109L50 108L49 112L51 111L52 117L55 118L57 122H59L57 120L58 116L56 118V115H58L59 113H62L63 108H64V103L63 102L61 103L58 100H57ZM5 103H6V101H5ZM37 103H38V101H37ZM15 104H16V102H15ZM50 104H52V103H50ZM32 105H30V108ZM66 105H67V103H66ZM35 106H33L32 108H35ZM40 106H41V104H40ZM81 106L84 107L87 105H85L83 103V105L80 104V108H82ZM25 107L26 106H24V108ZM27 107H28V105H27ZM5 108H7V107H5ZM22 108H23V106H22ZM22 108H21V110H22ZM24 108H23V111L24 110L26 111L28 109V108H26V109H24ZM189 108H192V109L189 111ZM18 109H19V107H18ZM18 109H17V112L21 111L20 109L19 110ZM86 109L87 108H85V111H86ZM30 110L31 109H28V111H30ZM52 110H55V108ZM71 110H73V109H70V111ZM47 111H48V109H47ZM65 112H68V111H65ZM77 112L79 113V111H77ZM80 112H81V110H80ZM32 113H33V111H32ZM70 113H72V112H70ZM7 114H9V112H7L6 115ZM10 114H9V117H10ZM22 115H23V113H22ZM29 115H31V114H29ZM80 115H82V114L80 113ZM80 115H77V116H80ZM146 115H144V117ZM2 116H4V115H2ZM68 116H70V114ZM73 116H74V113H73ZM0 117H1V115H0ZM49 117H47V118H49ZM4 118H7V117H4ZM68 118H70V117H68ZM84 119H86V117H84ZM50 120L51 119L49 118V121ZM63 120H62V123L64 122ZM76 120H78V119L76 118ZM51 121H53V120H51ZM50 123H49V125L46 123H44V124L48 125L50 127L51 126ZM64 123H66V122H64ZM80 123H82V121ZM50 130H49V132H50ZM53 131H54V128H53ZM51 136H53V135H51ZM125 137L126 136L122 137V140L125 141V139H126ZM120 138H121V136H120ZM123 138H125V139H123ZM117 139H119V136ZM44 141H46V140H44ZM52 141L54 142V140H52ZM124 141H122V142H124ZM47 142H50V141H47ZM57 142L55 140V143H57ZM125 143H127V142H125ZM45 144H46L45 147H48V148L54 146V145H52L53 143L51 145H50V143H45ZM60 144H62V143H60ZM121 146L123 147V145H121ZM69 150H70V147L67 148L66 151L68 152ZM119 152H120V150H119ZM126 155H127V152H126ZM207 199L208 200L211 199V203H209L210 201L207 202L206 201ZM206 203H208V204L206 205ZM199 204H201L202 207L204 205H206V206H204V208L202 209L200 207L201 205H199ZM247 206H245V208H243L244 206L240 209L238 208V210H236V208L233 207V209H235V210L232 211V213L229 215L230 217H228L229 220H230V218L232 219V221L234 222V225H236L237 228H240V229L249 228L250 229V226L252 224H255L253 222L256 221L255 220L256 218L252 214L253 213L254 214H256V213L264 214V198L259 199L255 203L254 206H250V207H247ZM193 207L196 210L198 209L197 213H199V215L201 212L203 215L207 214V216L202 215V217H203L202 219H204V220H202L200 218L201 215L199 216L200 219L198 218L199 221L202 220L203 224L201 222H200V224H201V227H202V225H204L203 228H198L199 227L198 225H197L198 227L194 226V225H196L197 222L193 221L192 217H190L191 219L189 218L190 213L192 216L194 215V213H192L193 211L191 210ZM196 207H198V208H196ZM218 207H221V206H218ZM204 209H206V210H204ZM227 210L228 209H226L225 211H227ZM251 211H253V213L250 215ZM247 212L249 213V215ZM208 216H210V217H208ZM206 217H208L209 219L205 220ZM193 219L197 221V219H195V216ZM208 227L211 228V225L210 226L208 225ZM207 236H209V237L207 239H205ZM42 237H43L42 230H39L35 234V239L38 242L42 239ZM262 238H264V237H262Z\"/></svg>","mask_w":264,"mask_h":264}]
</instances>
